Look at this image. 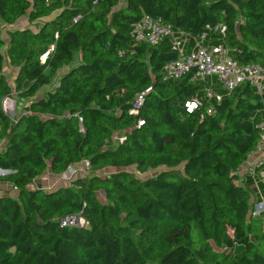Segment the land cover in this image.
I'll use <instances>...</instances> for the list:
<instances>
[{"label": "trees", "instance_id": "16d2710c", "mask_svg": "<svg viewBox=\"0 0 264 264\" xmlns=\"http://www.w3.org/2000/svg\"><path fill=\"white\" fill-rule=\"evenodd\" d=\"M143 15L189 35L222 25L229 56L264 70V0H0V98L29 100L0 108V183L15 187L0 194V264H264V215L236 174L264 79L261 96L240 82L216 103L189 74L164 78L170 38H129ZM84 160L85 175L29 186ZM71 215L85 223H61Z\"/></svg>", "mask_w": 264, "mask_h": 264}, {"label": "built area", "instance_id": "2783aa9c", "mask_svg": "<svg viewBox=\"0 0 264 264\" xmlns=\"http://www.w3.org/2000/svg\"><path fill=\"white\" fill-rule=\"evenodd\" d=\"M207 29H210V27H207ZM211 30L218 33L220 38L224 35V26L222 25L214 26ZM165 36L170 38L171 47L176 51L177 57L163 66L164 78H179L189 74L190 80L203 83L205 98L210 102L217 103L222 92L231 90L240 82L249 83L259 96L262 95L263 68L257 63L238 65L229 56L228 50L223 45L211 43L210 41L206 42L208 38L207 33L204 31L197 35H189L173 28L168 23H162L158 18L153 19L148 15H143L131 25L129 32V38L133 42L154 43ZM189 40H192V46L187 49L186 43ZM140 100L141 96L138 95L135 107ZM198 105H200L198 98H191L184 103L186 111H190ZM14 107L15 100L10 94L0 98V108L3 113L8 114L9 111L13 113ZM212 112L213 109L209 106L206 113L211 114ZM258 113L259 117L256 120L258 141L254 150H258L264 144V97H262V105ZM86 167L85 160L78 164H71L58 174V179L63 183L68 182L73 177L81 175ZM240 167L237 168L236 174L240 179H243L244 175H239ZM245 171L253 187L249 213L253 216H262L264 215V195L260 189V184L264 185V151L259 153ZM4 173L5 171L0 170V174ZM8 186L9 191L13 192L15 190V187L9 184ZM61 223L83 224L85 221L80 215H71L62 218ZM262 228L264 230V222H262Z\"/></svg>", "mask_w": 264, "mask_h": 264}, {"label": "crops", "instance_id": "0c3cea01", "mask_svg": "<svg viewBox=\"0 0 264 264\" xmlns=\"http://www.w3.org/2000/svg\"><path fill=\"white\" fill-rule=\"evenodd\" d=\"M14 26L16 27H19L21 25H15ZM207 41H210L211 43H216V44H219L220 43V36L218 35V33L216 32H212L210 34H207ZM192 46V40H189L187 43H186V48L189 49L190 47ZM9 71H10V75H8V80L11 82L12 81V76L13 74L16 72V69L15 68H9ZM220 92V91H219ZM25 107H23V109L21 111L18 112V114H20L21 112H23ZM15 111V108L13 110V113ZM12 113V114H13ZM259 117V113H257L256 115V119ZM2 146V142L0 141V148ZM264 151V144L258 149V150H254L253 152H251L247 159L241 164V167H240V172H239V175L242 176H246V168L257 158V156L259 155L260 152ZM42 174H44V176H42L41 174L39 176L36 177V179L34 178L33 181H35V185L36 186H39L43 189H47V188H54L56 186H59L61 184H64L63 182L59 181L58 179V174L55 175V174H52L50 172V170L48 168H46ZM248 176V175H247ZM41 183V184H39ZM8 188V184H5V183H0V194H5L6 193V190ZM260 189H263L264 190V185L263 184H260Z\"/></svg>", "mask_w": 264, "mask_h": 264}, {"label": "rangeland", "instance_id": "374dc122", "mask_svg": "<svg viewBox=\"0 0 264 264\" xmlns=\"http://www.w3.org/2000/svg\"><path fill=\"white\" fill-rule=\"evenodd\" d=\"M24 24H26L27 25V22H26V19H25V17H22V18H20L16 23H15V25H24ZM7 26H2V35L4 36V30H5V28H6ZM9 65L6 63V60H3V63H2V69H3V73L8 77V75H10V71H9ZM55 81V80H54ZM54 81L52 82V84L54 83ZM8 82L11 84V82L8 80ZM203 93H204V91H203V89L201 90V95H203ZM14 100H15V111H14V113L12 114V112H8V115L9 116H12V115H16V114H18V112L19 111H21L22 109H23V107H25L26 105H27V103L29 102V100H27V99H22V98H19V97H16V98H14ZM164 169V167H158V168H156V169H150V170H148V171H146V172H144V173H141V172H138V171H136L135 169H134V167H127L126 168V170H128V171H130V172H132L136 177H139V178H143V177H146V176H150V175H153V174H155L157 171H159V170H163ZM86 170V169H85ZM84 170V172H81V175H85V174H87V172ZM109 170H112V169H109ZM99 174H104L105 172H103V171H99L98 172ZM41 175L42 176H44V174H42L41 173ZM35 179H36V177H35ZM39 184H41V183H39ZM29 186L30 187H35L36 185H35V181H31V183L29 184ZM41 188V187H40ZM261 191H262V194L264 195V190L263 189H261ZM6 192H9V186H8V188H7V190H6ZM77 221H79V219H77Z\"/></svg>", "mask_w": 264, "mask_h": 264}]
</instances>
